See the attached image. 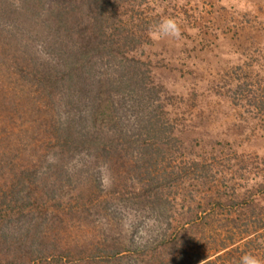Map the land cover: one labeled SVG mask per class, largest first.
<instances>
[{"label":"rangeland","instance_id":"rangeland-1","mask_svg":"<svg viewBox=\"0 0 264 264\" xmlns=\"http://www.w3.org/2000/svg\"><path fill=\"white\" fill-rule=\"evenodd\" d=\"M112 3V28L147 71L165 136L151 153L125 144L60 169L31 126L17 159L32 154L38 182L55 190L28 206L26 237L0 228V264H115L94 245L124 250L118 264L264 260V0ZM167 18L179 40L157 34Z\"/></svg>","mask_w":264,"mask_h":264},{"label":"trees","instance_id":"trees-1","mask_svg":"<svg viewBox=\"0 0 264 264\" xmlns=\"http://www.w3.org/2000/svg\"><path fill=\"white\" fill-rule=\"evenodd\" d=\"M113 1L0 0V228L4 234L19 231L26 237L32 229L21 226L34 218L26 211L28 206L41 205L47 192L55 190L52 182H38V169L30 165L32 154L24 157L23 164L17 159L16 148L20 149L31 126L43 133L51 150L43 155L52 156L49 168L60 169L74 158L95 159L99 150L111 154L125 144L151 153L153 140L160 143L165 136V127L153 112L160 104L147 83V71L112 28L117 10ZM97 246H93L96 256L103 252L115 264L126 257L122 249L107 251L113 245ZM160 263L211 261L192 254Z\"/></svg>","mask_w":264,"mask_h":264},{"label":"clouds","instance_id":"clouds-1","mask_svg":"<svg viewBox=\"0 0 264 264\" xmlns=\"http://www.w3.org/2000/svg\"><path fill=\"white\" fill-rule=\"evenodd\" d=\"M155 30L161 37H171L177 40L181 38L180 26L172 18L162 20L156 25ZM239 264H264V260L252 253H246L240 257Z\"/></svg>","mask_w":264,"mask_h":264}]
</instances>
